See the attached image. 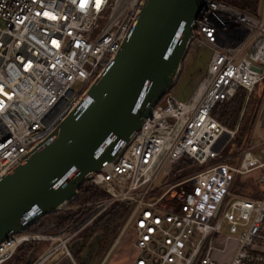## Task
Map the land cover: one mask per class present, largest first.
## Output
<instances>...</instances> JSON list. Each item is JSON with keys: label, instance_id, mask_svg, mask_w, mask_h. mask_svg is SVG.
I'll list each match as a JSON object with an SVG mask.
<instances>
[{"label": "built area", "instance_id": "2783aa9c", "mask_svg": "<svg viewBox=\"0 0 264 264\" xmlns=\"http://www.w3.org/2000/svg\"><path fill=\"white\" fill-rule=\"evenodd\" d=\"M147 1L0 0V181L55 139L135 30ZM189 46L211 51L194 94L182 102L168 92L117 158L87 176L107 197L84 205L83 223L61 235L64 256L72 257L66 245L79 232L121 203L133 235L131 264H264V148L251 144L264 117V6L251 14L204 0ZM261 84L236 164L194 169L217 161L223 135L235 140ZM239 88L247 95L229 130L211 114ZM253 172L260 196L232 193L236 177Z\"/></svg>", "mask_w": 264, "mask_h": 264}, {"label": "water", "instance_id": "95a60500", "mask_svg": "<svg viewBox=\"0 0 264 264\" xmlns=\"http://www.w3.org/2000/svg\"><path fill=\"white\" fill-rule=\"evenodd\" d=\"M203 2L147 1L135 30L55 139L0 181V244L61 211L89 174L117 158L179 77Z\"/></svg>", "mask_w": 264, "mask_h": 264}, {"label": "rangeland", "instance_id": "374dc122", "mask_svg": "<svg viewBox=\"0 0 264 264\" xmlns=\"http://www.w3.org/2000/svg\"><path fill=\"white\" fill-rule=\"evenodd\" d=\"M262 2L263 0H260L259 6L256 9V13L262 12L264 6V3ZM2 25L3 24H1L0 22V28H2ZM210 54V49L206 47H190L188 49L182 62L179 77L170 90L171 95H174L176 99L182 102H186L190 99V97L194 94L195 88L203 78L202 76L206 71ZM261 89L262 84L258 85L255 88V91L252 94L251 102L247 108L248 110H246L241 125L238 128L235 140H230L228 135L226 134L223 135L217 143V148L221 150V155L217 159V161H209V163L203 167L194 165V169L201 170V168L216 164L219 161L230 162L233 165L236 164V155L241 150L242 141L247 131L252 126V116L256 107V100L259 98ZM261 125L263 129L258 125V123L254 126L251 136V144L257 146L258 149L264 148V144L262 145V141H264V117L261 121ZM233 129L235 130V128ZM181 174L182 172L178 174L175 173L171 178L175 180ZM241 184L247 186V192L241 193V195L247 194L250 196L252 194L258 193L259 188L256 185V173L253 172L249 175L237 176L233 185L232 193L237 194L236 192H234V188H239ZM67 204V207L63 211L59 212L58 214H52L56 215L55 217H62L67 215L72 217V220L65 227H63V229L59 230L55 228L54 225L45 223V227L39 232L38 235H28L26 233H23L21 235L39 236L40 238L46 236H61L65 230L75 229L80 226L88 216L89 212L85 211L87 207L84 206L88 203L78 204L75 198L72 202H69ZM107 212L109 211H106L100 217L105 215ZM127 213L121 220L115 222L112 225V231L106 241L103 242L102 239H100V236L102 237L101 234H96L91 239L84 240V232L86 231V229H88V227H86L80 233V235H77V237H81L82 240L80 238H76L73 240V242H69L66 246L68 251L73 256H75V262L77 264H131L134 256V249L132 247L133 235L131 231H129V229L125 227ZM52 215L45 216V218L43 217L41 219H51ZM91 225L93 226V224ZM91 225H89V227H91ZM61 243L58 242L54 245L46 240L36 242H31L30 240L21 244L4 264H28V261L30 262V264H52L54 259L63 254ZM19 248L22 249L18 251ZM30 248L32 249L30 254L26 255ZM230 253L231 249H229L225 256H228ZM83 256H86V258H83Z\"/></svg>", "mask_w": 264, "mask_h": 264}, {"label": "trees", "instance_id": "16d2710c", "mask_svg": "<svg viewBox=\"0 0 264 264\" xmlns=\"http://www.w3.org/2000/svg\"><path fill=\"white\" fill-rule=\"evenodd\" d=\"M219 1L232 4L251 14H257L256 9L260 3V0H219ZM246 95L247 94L245 90L239 88L234 94L233 98L225 107L220 109L219 107H216L215 109H213L211 114L212 117L216 119L219 123L223 124V126H225L227 129L233 130V128L236 127ZM184 165H185L184 163H181L180 167H183ZM233 185H232V190H233ZM246 190H247V186H245L244 184H241L239 188L236 187L234 188V192H236L239 195H241V193L247 192ZM246 195L247 194H245L244 196ZM250 196H252V198H258L260 194L257 193V194H252ZM105 197L107 196L103 192L95 188L93 185L89 183H84L78 190V196L76 197V201L78 204H86V203L94 202L99 199H103ZM127 212H128V205L121 203L113 205L110 208L109 212H107L102 217L98 218L93 223V226L91 225V227H88V229H86V231L84 232L83 239L88 240L91 239L96 234H101L102 241L103 242L106 241L112 231V225L115 222L121 220ZM55 216L56 215H52L51 219H40L39 222L32 224L24 233L28 235H38L39 232L48 223L54 225L55 228L61 230L72 220V217L69 215L62 217H55ZM31 242H36V241H31ZM20 249L22 248H19L18 251H20ZM31 250L32 249L30 248L26 255H29ZM28 264H30L29 261Z\"/></svg>", "mask_w": 264, "mask_h": 264}, {"label": "bare ground", "instance_id": "6f19581e", "mask_svg": "<svg viewBox=\"0 0 264 264\" xmlns=\"http://www.w3.org/2000/svg\"><path fill=\"white\" fill-rule=\"evenodd\" d=\"M67 205L68 204L63 206V208H61V211H63L67 207ZM10 239L11 240L5 241L3 244L0 245V261L2 259L6 258L7 256L11 255V253L21 244L28 242L30 240L32 241L34 239H35V241L36 240H38V241L46 240V241L51 242L54 245L57 244L58 242H62L61 245L63 246V240H61V236H59V235H57V236H46V237H42V238H40V237L31 238V237H28L27 235H19L16 237H12Z\"/></svg>", "mask_w": 264, "mask_h": 264}, {"label": "crops", "instance_id": "0c3cea01", "mask_svg": "<svg viewBox=\"0 0 264 264\" xmlns=\"http://www.w3.org/2000/svg\"><path fill=\"white\" fill-rule=\"evenodd\" d=\"M71 256L72 257L70 258V257L64 256L63 254L59 255V257L53 260L52 264H77L74 260L75 256H73L72 254Z\"/></svg>", "mask_w": 264, "mask_h": 264}, {"label": "flooded vegetation", "instance_id": "af4514ba", "mask_svg": "<svg viewBox=\"0 0 264 264\" xmlns=\"http://www.w3.org/2000/svg\"><path fill=\"white\" fill-rule=\"evenodd\" d=\"M81 232H82V231H81ZM81 232H79V233H78V235H80V233H81ZM76 238H80V239L82 240V238H81V237H76ZM76 238H75V239H76Z\"/></svg>", "mask_w": 264, "mask_h": 264}]
</instances>
